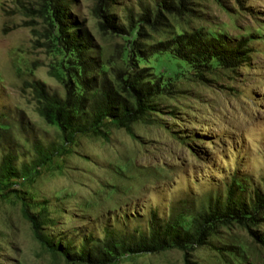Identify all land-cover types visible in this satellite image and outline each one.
<instances>
[{
    "label": "rangeland",
    "instance_id": "obj_1",
    "mask_svg": "<svg viewBox=\"0 0 264 264\" xmlns=\"http://www.w3.org/2000/svg\"><path fill=\"white\" fill-rule=\"evenodd\" d=\"M63 2L69 29L91 41L97 69L88 78L105 72L114 81L134 53L146 81L163 93L130 133L105 123L104 136L63 141L58 125L39 115L32 84L62 98L76 74L74 56L49 25L44 0H0V164L13 153L17 171L0 177V264H80L42 247L22 208L40 220L43 236L72 250L105 231L125 237L147 234L151 224L188 228L228 192L245 202L256 191L264 196V0H187L181 15L156 0ZM98 6L125 31L100 29ZM146 12L150 25L136 22L130 33L128 17ZM193 32L242 43L244 61L196 72L159 47ZM35 146L52 148L51 160L40 165ZM184 253L124 255L111 264H184ZM186 253L189 264H264V211L255 221L212 224L205 243Z\"/></svg>",
    "mask_w": 264,
    "mask_h": 264
},
{
    "label": "trees",
    "instance_id": "obj_2",
    "mask_svg": "<svg viewBox=\"0 0 264 264\" xmlns=\"http://www.w3.org/2000/svg\"><path fill=\"white\" fill-rule=\"evenodd\" d=\"M48 5L47 19L54 29L58 39L63 42V49L74 56L75 77L69 78L64 84L65 94L62 98L45 93L39 82L32 84L34 92L40 100L39 115L48 124L56 123L65 142L73 141L77 135L94 133L102 134L105 123L123 128L130 133L131 126L141 122L152 112L156 111L153 98L163 93V86L158 82L146 81L145 68H139L137 55L130 53L128 71L118 72L114 81L109 80L105 72L100 76L94 74L97 64L88 55L91 48L89 36L84 31H71L66 24V8L63 0H44ZM168 13L179 15L187 11V0H176L172 3L166 0H156ZM100 29L111 28L116 32H124V28L115 24L112 16L101 13L100 6L94 9ZM155 19L159 18L156 11ZM150 16L146 13L138 16V21L128 17L129 31H137L135 23L150 25ZM75 23V22H73ZM71 25V24H70ZM73 25V24H72ZM140 34L139 30L136 32ZM240 42H227L218 38H207L201 32L177 36L170 43L161 44L163 50H169L175 58L185 62L196 72L204 71L212 62L229 69L237 67L244 61L245 52ZM137 54V53H136ZM121 56V60H122ZM56 79L63 83L62 78L55 74ZM147 123V122H146ZM36 154L40 157V165L50 161L53 149L35 146ZM15 156L7 153L2 157L0 174L3 179H11L17 175L14 166ZM264 211V196L255 192L249 202L236 197L234 192H228L225 201L215 202L206 211L200 213L190 227L183 228L172 223L160 226L152 225L147 234L125 237L105 231L102 240L81 242L77 249L69 245L62 246L59 242L51 241L40 232L41 222L22 208V216L30 224L34 239L51 253H59L67 262L80 264H111L124 255L160 253L171 249L184 251V264H189L186 251L193 245H203L212 224L221 222L226 225L231 222L243 224L245 221H255L258 213Z\"/></svg>",
    "mask_w": 264,
    "mask_h": 264
}]
</instances>
